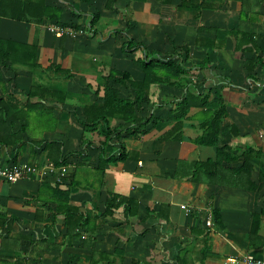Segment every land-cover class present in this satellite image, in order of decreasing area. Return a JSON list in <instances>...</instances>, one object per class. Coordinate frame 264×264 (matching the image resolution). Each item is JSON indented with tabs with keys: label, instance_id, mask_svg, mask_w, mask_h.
<instances>
[{
	"label": "crops",
	"instance_id": "crops-1",
	"mask_svg": "<svg viewBox=\"0 0 264 264\" xmlns=\"http://www.w3.org/2000/svg\"><path fill=\"white\" fill-rule=\"evenodd\" d=\"M46 8L59 9V18L42 17ZM24 15L42 21L16 19ZM54 26L74 34L59 37ZM234 31L251 34L256 49L249 40L237 50L238 41L248 38ZM128 40L150 51L180 54L175 58L189 69L184 77L192 91L209 92L212 99L216 89L223 90L225 123L238 134L231 136L227 127L221 144L264 153V0H0V49L10 56L0 50V98L20 102L27 121L21 144L0 145V167L16 161L68 170L63 180L59 170L13 183L0 178V264H177L184 251L190 264H233L246 255L264 259V245H249L252 214L264 210V186L249 191L193 182L186 166L181 177L174 175L180 162L216 155L215 147L193 142L206 117L201 107L190 109L181 141L162 139L172 127L171 103L191 88L186 83L152 88L150 103L136 110L141 119L153 116L143 137L121 132L122 119L110 122L119 130L111 135L105 158L118 156L120 143L130 157L100 163L105 124L85 126L87 112L104 104L107 85L121 98L134 99L132 88L107 78L114 68L142 81L134 62L143 51L124 52ZM250 61L257 63L253 71L246 67ZM35 115L44 118L42 125L32 126ZM253 163L252 180L258 182L264 155ZM68 189L70 195L58 194ZM114 195L134 199L136 215L126 218L119 207L100 218ZM62 203L92 220L97 229L91 237L82 228L70 235ZM214 209L224 229L206 226ZM259 234L264 237V216Z\"/></svg>",
	"mask_w": 264,
	"mask_h": 264
},
{
	"label": "trees",
	"instance_id": "trees-1",
	"mask_svg": "<svg viewBox=\"0 0 264 264\" xmlns=\"http://www.w3.org/2000/svg\"><path fill=\"white\" fill-rule=\"evenodd\" d=\"M27 9L23 8L22 12ZM59 9L46 8L42 14V17L47 15L48 17L58 19ZM46 17V16H45ZM18 20L24 21H35L41 22L42 18H31L26 15L16 17ZM96 20L91 25L95 26ZM238 35H242L248 38V41L240 39L238 41L237 50H241L243 45L249 42L251 49L255 48V42L251 34H245L238 31H234ZM3 46L1 45L0 48ZM254 47V48H252ZM141 49L143 51V58H140L134 62L135 65L139 66L143 71V79L138 82L133 80L129 72L116 70L114 68L109 69L108 80H114L118 84L126 85L132 88L135 92L134 99H124L119 96V91L109 85L104 87V104L100 107L91 108L87 112L88 120L85 122V126L92 127L100 122L105 124V141L101 144V164H107L110 161H125L130 157L129 152L126 150L124 144L120 145V152L118 156L114 153L106 156L105 149L110 145L112 140L111 135L119 130V128H112L110 122L115 119H122L125 125L120 127L121 132H127L135 137H143L148 133V129L145 127L150 124L153 116L147 119H141L137 117L136 110L143 107L144 104L150 103L152 88L155 86L168 85V86H183L184 83L192 86V82L184 76L189 73V69L184 66V62H178L175 57H180L178 53L173 55H166L160 51H150L143 44L135 43L134 41L128 40L123 45L124 52H135ZM2 50V49H0ZM6 56L5 50H2ZM185 54L189 52L186 50ZM165 55L164 57H161ZM257 63L250 61L246 67L253 71L256 68ZM254 78V76H250ZM255 79V78H254ZM223 90L216 89L213 94V98L210 99V93H196L191 89L187 90L185 97L180 100H174L171 109L172 127L164 135L163 140H178L183 139V128L184 122L189 119L188 113L192 107H201L206 113V117L203 123L200 124L201 133L194 139V143L201 146L215 147L216 155L213 158H208L204 161L197 162H180L175 172L176 177H181V170L189 167V171L186 173L191 175L193 182L204 181L210 184H217L221 186H229L234 188H240L249 191H258L264 186V173L259 174L258 182L252 180V174L255 170L253 161H258L263 158L264 153L261 150H255L252 147L237 148L229 144V141H225L221 144L223 135L227 127L230 129V135L235 136L238 134L237 129L234 125H228L225 123L227 119V105L222 96ZM24 106L20 102L16 101L12 97H1L0 98V118L3 119V127L5 134L0 136V145L13 146L17 143L21 144L24 140V134L27 129L26 112ZM137 110V111H138ZM1 119V120H2ZM155 121L153 122L154 126ZM226 124V125H225ZM152 129V128H151ZM117 136L120 137V134ZM16 162V161H14ZM12 162V163H14ZM241 162L240 166H234ZM263 165V163H261ZM59 192V191H57ZM71 191L59 192V195H70ZM67 209L66 214V225L71 233L76 228H82L83 232L91 237L97 226L94 227L92 220L82 216V213L75 207L70 206L66 203H62ZM119 207H123L125 217H134L137 213L138 204L134 199L114 195L108 198L105 202V210L100 214L101 217L111 216L114 210ZM214 225L219 229H224L225 226L222 221L221 213L218 209H214L212 212ZM264 216V210L257 208L252 214V224L249 232L250 248L259 247L264 245V237L260 236V223ZM11 220L6 221L9 224ZM208 230V229H207ZM204 233V231L194 230V233ZM208 233L204 234L203 241H207ZM260 242V243H259ZM206 252V251H205ZM204 252V253H205ZM122 257L121 253L117 254ZM177 264H190L187 258V251L180 253L176 258Z\"/></svg>",
	"mask_w": 264,
	"mask_h": 264
},
{
	"label": "built area",
	"instance_id": "built-area-1",
	"mask_svg": "<svg viewBox=\"0 0 264 264\" xmlns=\"http://www.w3.org/2000/svg\"><path fill=\"white\" fill-rule=\"evenodd\" d=\"M54 32L57 36H62L65 33L74 34V30L71 28L65 27H55ZM48 171L49 173L56 172L59 170V174H61V180L65 178V174L67 173V167L63 166L61 168H57L53 163H48L42 168L37 166L30 165L24 162L11 163L7 166L0 167V178L10 183L16 182L21 179H29L34 176H37L40 171ZM213 221L212 216L206 220V226L212 227ZM233 264H264V259L256 258L252 255H246L241 259L234 258L231 260Z\"/></svg>",
	"mask_w": 264,
	"mask_h": 264
},
{
	"label": "rangeland",
	"instance_id": "rangeland-1",
	"mask_svg": "<svg viewBox=\"0 0 264 264\" xmlns=\"http://www.w3.org/2000/svg\"><path fill=\"white\" fill-rule=\"evenodd\" d=\"M191 87V86H190ZM189 87V88H190ZM192 90V87L190 88ZM46 89H42L41 91L45 92ZM46 93V92H45ZM44 118L40 117V115H35L34 118L30 119V122L32 123L33 127H37L39 125L43 124V120ZM45 124H51V121H45ZM186 170L189 171V167H186Z\"/></svg>",
	"mask_w": 264,
	"mask_h": 264
}]
</instances>
